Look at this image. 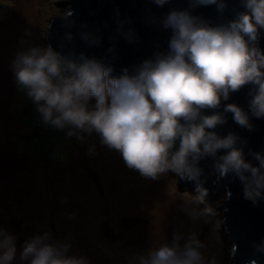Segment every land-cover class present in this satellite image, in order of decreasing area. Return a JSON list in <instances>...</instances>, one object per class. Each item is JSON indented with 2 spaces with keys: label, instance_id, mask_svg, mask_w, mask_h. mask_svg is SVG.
<instances>
[{
  "label": "clouds",
  "instance_id": "obj_1",
  "mask_svg": "<svg viewBox=\"0 0 264 264\" xmlns=\"http://www.w3.org/2000/svg\"><path fill=\"white\" fill-rule=\"evenodd\" d=\"M153 3L163 7L170 0ZM201 6H215L223 14L227 2L188 0L187 8L172 9L158 18L162 28L171 32L167 51H157L131 70L121 69L119 75H114V66L105 59L83 52L62 54L50 44H29L18 51L10 70L17 91L32 102L45 126L65 131L80 142L97 135L102 146L118 151L126 166L146 179L157 180L170 172L195 181L196 194L181 210L193 221L203 218L208 223L217 213L206 204L208 189L203 187L204 170L200 167L203 159H213L218 179L238 178L245 199L253 204L264 199V154L249 150L258 162L253 164L238 146L241 138L237 134L221 136L215 130L227 123L229 112L238 125L252 129L248 112L237 104H225L223 111H218L222 101L246 85H251L249 112L264 118V50L259 46L264 0H241L243 11L217 25L193 15ZM73 14L67 9L61 17L65 27L74 25L69 19ZM80 36L89 44L100 42V37L87 32ZM65 38L71 42L72 33H66ZM127 38L131 41V35ZM208 109L217 111L206 114ZM95 147L90 146L89 155L95 153ZM202 204L205 206L200 208ZM75 216L68 214L69 219ZM205 247L196 232H173L169 243L133 253L128 264H217L215 258L205 259L201 251ZM257 249L264 251V243ZM17 253L16 236L0 228V264H14ZM18 262L90 264L84 255L73 254L70 241L55 239L51 231L25 240Z\"/></svg>",
  "mask_w": 264,
  "mask_h": 264
},
{
  "label": "rangeland",
  "instance_id": "obj_2",
  "mask_svg": "<svg viewBox=\"0 0 264 264\" xmlns=\"http://www.w3.org/2000/svg\"><path fill=\"white\" fill-rule=\"evenodd\" d=\"M63 1L0 0V228L17 238L14 264L23 242L43 231L70 241L73 254L90 264H128L133 253L169 243L173 232H196L206 260L229 264L231 244L218 209L223 192L206 201L216 216L193 221L181 209L196 194L194 187L178 184L170 172L157 180L142 177L95 134L80 142L39 117L33 141L29 122L39 114L17 91L10 64L29 44L46 45L49 19L66 13Z\"/></svg>",
  "mask_w": 264,
  "mask_h": 264
},
{
  "label": "water",
  "instance_id": "obj_3",
  "mask_svg": "<svg viewBox=\"0 0 264 264\" xmlns=\"http://www.w3.org/2000/svg\"><path fill=\"white\" fill-rule=\"evenodd\" d=\"M227 8L223 14L215 6H201L193 10V15L202 16L212 25L227 23L236 13L243 11L241 0H226ZM62 6L73 11L70 20L75 23L71 28L64 26V15H54L49 19L45 32V43L56 51L66 53L83 52L89 57L105 59L114 66V75H119L121 69L131 68L143 60L152 58L157 51H167V42L171 36L170 30H165L159 23L160 17L172 9H185L188 0H170L163 7L157 6L153 0H64ZM67 12V10H66ZM121 21L123 25L121 27ZM120 27V31H117ZM71 32L73 39L67 41L66 33ZM87 32L100 37L98 44H89L81 39L80 33ZM131 35V41L127 38ZM47 36V38H46ZM61 43L64 48L60 47ZM259 46L264 50V30H261ZM113 49L112 52L109 49ZM251 85H246L239 91L231 93L227 101H222L221 108L228 103H234L248 112L252 129L238 125L232 113H227V123L215 129L221 136L229 132L237 134L241 141L238 146L244 148L245 158L253 164L258 162L249 154V150L264 154V118H255L248 109ZM213 111L208 109L206 114ZM246 140V145L242 141ZM178 146V144H177ZM220 154H223L221 151ZM214 161L206 158L200 161L204 170L201 179L203 187L208 189V198L216 197L223 192L218 209L221 211L223 234L230 242L229 264H264V251H259L257 245L264 243V199H258L256 204L245 199L244 185L232 175L219 178L213 170ZM178 184L195 188V181L178 177Z\"/></svg>",
  "mask_w": 264,
  "mask_h": 264
},
{
  "label": "trees",
  "instance_id": "obj_4",
  "mask_svg": "<svg viewBox=\"0 0 264 264\" xmlns=\"http://www.w3.org/2000/svg\"><path fill=\"white\" fill-rule=\"evenodd\" d=\"M35 117L37 118L38 124L35 125V126L33 127V131H32V132H33L32 139H33L34 142H37V141H38V136H37V134H38V132H39V128H40L41 125H42V123H41L40 120H39V116H38V115L33 116V118L30 120L29 124H31V122L34 120ZM34 138H35V139H34Z\"/></svg>",
  "mask_w": 264,
  "mask_h": 264
},
{
  "label": "built area",
  "instance_id": "obj_5",
  "mask_svg": "<svg viewBox=\"0 0 264 264\" xmlns=\"http://www.w3.org/2000/svg\"><path fill=\"white\" fill-rule=\"evenodd\" d=\"M37 124H38V121H37V118L35 117L34 120L31 122L30 126L33 128Z\"/></svg>",
  "mask_w": 264,
  "mask_h": 264
}]
</instances>
